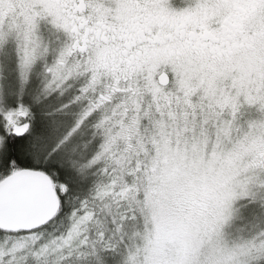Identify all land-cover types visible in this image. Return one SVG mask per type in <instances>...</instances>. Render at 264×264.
Returning a JSON list of instances; mask_svg holds the SVG:
<instances>
[{"label":"snow or ice","instance_id":"6c2138e0","mask_svg":"<svg viewBox=\"0 0 264 264\" xmlns=\"http://www.w3.org/2000/svg\"><path fill=\"white\" fill-rule=\"evenodd\" d=\"M0 264H264V0H0Z\"/></svg>","mask_w":264,"mask_h":264}]
</instances>
